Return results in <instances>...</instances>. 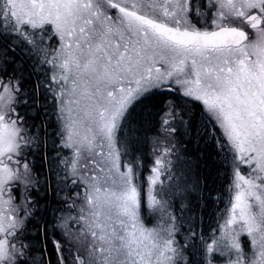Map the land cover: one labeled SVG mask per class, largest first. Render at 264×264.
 <instances>
[{"label": "snow or ice", "instance_id": "snow-or-ice-1", "mask_svg": "<svg viewBox=\"0 0 264 264\" xmlns=\"http://www.w3.org/2000/svg\"><path fill=\"white\" fill-rule=\"evenodd\" d=\"M0 264H264V0H0Z\"/></svg>", "mask_w": 264, "mask_h": 264}]
</instances>
